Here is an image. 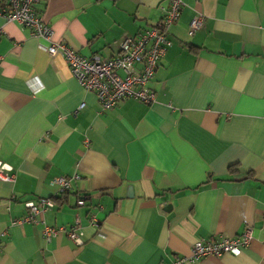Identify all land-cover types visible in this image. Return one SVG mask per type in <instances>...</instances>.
Segmentation results:
<instances>
[{"label":"crops","instance_id":"1","mask_svg":"<svg viewBox=\"0 0 264 264\" xmlns=\"http://www.w3.org/2000/svg\"><path fill=\"white\" fill-rule=\"evenodd\" d=\"M184 1L150 83L155 102L125 98L105 111L63 55L0 13V161L14 176L0 180V264L170 263L197 241L248 229L240 255L195 264H264V0ZM169 5L37 0L33 8L56 41L108 58ZM200 14L204 25L191 33ZM60 176L71 181L65 194ZM40 198L57 206L17 223ZM77 219L82 245L66 232L44 234Z\"/></svg>","mask_w":264,"mask_h":264},{"label":"built area","instance_id":"2","mask_svg":"<svg viewBox=\"0 0 264 264\" xmlns=\"http://www.w3.org/2000/svg\"><path fill=\"white\" fill-rule=\"evenodd\" d=\"M37 0H8L7 6L0 9V13L8 21H18L32 29L33 34L45 40L50 55L61 54L66 59L73 76L80 85L97 95L101 110L114 108L119 101L125 98H133L138 101L152 104L156 100L155 91L150 88V83L155 77L156 71L168 48L172 45L169 37L170 27L179 19L185 6L184 0H170L164 18L156 25L146 28L139 35H124L119 43L120 51L113 57H103L99 54L91 57L81 55L77 49L54 39L53 28L37 13L33 4ZM204 25V15L193 18L190 24L191 33ZM86 103L80 105L84 108ZM77 113V111H76ZM11 167L0 161V180H11ZM79 179V175L73 176ZM55 182L59 185V193L65 194L71 187V181L66 176L58 177ZM79 205H84L85 200H78ZM57 206L53 198H40L36 201H28L26 207L29 213L17 223L38 221V216ZM92 224L99 226L95 215L91 217ZM66 232L77 244L84 243L82 239L81 224L76 220L69 228L61 225L53 228L48 225L44 228V234L51 236ZM251 229L236 237L223 236L197 241L191 254L179 257L170 263L162 264H195L205 258H220L224 254L240 255L244 248L248 247L252 240Z\"/></svg>","mask_w":264,"mask_h":264},{"label":"trees","instance_id":"3","mask_svg":"<svg viewBox=\"0 0 264 264\" xmlns=\"http://www.w3.org/2000/svg\"><path fill=\"white\" fill-rule=\"evenodd\" d=\"M61 198H62V197H57L55 200H56V201H59Z\"/></svg>","mask_w":264,"mask_h":264}]
</instances>
